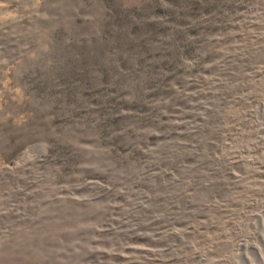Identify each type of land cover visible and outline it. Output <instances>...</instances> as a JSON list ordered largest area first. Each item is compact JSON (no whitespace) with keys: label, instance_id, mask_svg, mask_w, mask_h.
Returning <instances> with one entry per match:
<instances>
[{"label":"rangeland","instance_id":"1","mask_svg":"<svg viewBox=\"0 0 264 264\" xmlns=\"http://www.w3.org/2000/svg\"><path fill=\"white\" fill-rule=\"evenodd\" d=\"M0 264H264V0H0Z\"/></svg>","mask_w":264,"mask_h":264}]
</instances>
